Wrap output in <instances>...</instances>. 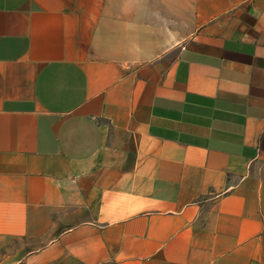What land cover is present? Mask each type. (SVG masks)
I'll list each match as a JSON object with an SVG mask.
<instances>
[{
	"label": "crops",
	"instance_id": "0c3cea01",
	"mask_svg": "<svg viewBox=\"0 0 264 264\" xmlns=\"http://www.w3.org/2000/svg\"><path fill=\"white\" fill-rule=\"evenodd\" d=\"M0 264H264V0H0Z\"/></svg>",
	"mask_w": 264,
	"mask_h": 264
}]
</instances>
